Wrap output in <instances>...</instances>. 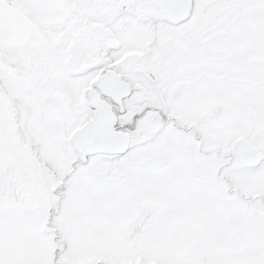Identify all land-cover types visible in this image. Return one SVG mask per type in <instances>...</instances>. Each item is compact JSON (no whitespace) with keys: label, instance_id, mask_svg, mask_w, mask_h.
I'll use <instances>...</instances> for the list:
<instances>
[{"label":"snow or ice","instance_id":"6c2138e0","mask_svg":"<svg viewBox=\"0 0 264 264\" xmlns=\"http://www.w3.org/2000/svg\"><path fill=\"white\" fill-rule=\"evenodd\" d=\"M0 264H264V0H0Z\"/></svg>","mask_w":264,"mask_h":264}]
</instances>
